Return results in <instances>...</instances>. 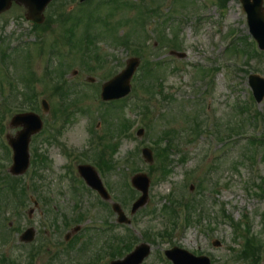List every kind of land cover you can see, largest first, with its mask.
I'll return each instance as SVG.
<instances>
[{
	"label": "rangeland",
	"instance_id": "obj_1",
	"mask_svg": "<svg viewBox=\"0 0 264 264\" xmlns=\"http://www.w3.org/2000/svg\"><path fill=\"white\" fill-rule=\"evenodd\" d=\"M102 1L105 0H93L90 5L81 9L77 0H57L51 3L45 11L47 24L44 33L40 34L42 38L30 32L31 23L27 22L26 10L23 7L13 6L0 16V67L3 68L2 64L8 66L16 83L12 87L8 84L7 77L3 73L0 75V81H5L1 93L8 96V102L11 105L15 103L12 97L15 93L21 102L24 83L18 76L26 71V63L38 78H43L47 67H59L62 62L60 70L70 86L66 102L73 105L76 101L72 106L71 122L64 127L60 135L56 134L60 124H56L58 119L55 121L53 114L57 110L53 98H40L48 100L49 113H43L40 100L39 111L35 112L44 121V128L40 135L31 140L30 168L27 173L18 177L20 179L17 181V192L20 193L23 180L26 185L32 183L30 177L35 168L39 174L35 184L41 194L49 199L50 204L43 217L41 210H44V206L40 203L31 218L29 217V211L33 208L32 201L25 204V210L23 209L20 215L13 211L16 208L15 201L13 202V197L8 192L9 178L12 177L9 171L12 160L8 161L4 147L6 136H15L19 129L9 128L10 119L14 114H5L2 123L6 129L0 136V261L1 257H4L10 264H30V250L42 248L40 254L36 255L38 259L35 264H49L54 254H57V259L53 264H93L95 255L102 250V244L104 246L105 236L112 238L115 237L113 235L125 233L124 228L116 223V217L110 213L109 207L102 205L94 193L86 190L87 187L78 184V196L73 193L74 183L67 170L71 165L72 174L76 176V168L82 163L64 155L66 148L75 155L91 152V136L95 135L100 140L98 135L105 134L107 122L118 121L124 114L116 115L114 110L100 105V90L103 83L125 67L129 58L135 57L132 52L111 46L112 36L107 35L103 40L99 38L102 42L99 45L101 54L109 56L107 63L101 66L95 59H89V66H84L79 62L81 55L74 51L72 54L66 53L69 50L67 46H62L61 42L65 29L71 30L77 22L69 23L63 29L64 24L58 21V13L77 11L73 14L78 20L82 19L83 23L87 21V17L96 21L100 18V8L96 7ZM156 1L159 4L163 0H147L142 6L151 9ZM125 3L123 1L121 7ZM163 5L168 11L165 16L169 20L153 17L156 21L154 23L157 30L166 31L163 34L169 42L173 40V44L153 52L149 49L146 57L155 61L158 58V61L166 62L168 66L166 65L167 72L156 71V78H149L147 82L154 85L156 94L164 93L167 99L161 94L156 102L152 103L153 107L149 113L151 130L149 129L148 133L145 129L141 137L137 136L141 119V114L138 113L144 112L143 105L146 106V103L138 101L139 104L136 97L129 100L128 107L124 109L127 120H124L121 127L136 121V128L132 136L122 137L112 153L108 152V160L112 158L113 166L105 178L100 176L104 183L108 182L115 196L123 203L119 201L127 216H130L131 205L140 194L136 192L135 195L127 188L126 176H134L133 169L137 168L151 179L149 202L133 217L135 222L131 226L137 244L144 242L142 232L156 240L154 244H150L152 252L144 264H167L159 259V255L173 245L195 256L204 255L210 259L211 264H254L258 258L259 245L264 244V162L260 152L257 157L253 155L255 162L251 164L253 151L249 142L245 141V136L259 137L264 133V121H259L253 126L245 123L244 138L229 141L225 135H233L232 130L248 116V113L240 112L237 107L247 105L251 99L249 76L257 74L264 78V54L260 58L261 61H258V58L251 55L244 56L234 52L237 47L238 50H247L248 54H251L242 41H236L234 46H230L231 40L249 37L246 16L236 0L228 1L224 10L215 4L214 0H164ZM101 9L103 14L107 13L103 7ZM132 10L124 8L111 18L102 15L108 22L104 29L113 35L139 33V25H136V22L144 17L145 12L141 8ZM125 19L128 20L127 24H124ZM82 25L79 27L78 24L79 28L73 33V42L80 41L85 44L84 42L88 41L91 44V54L97 55L98 51L92 47L91 41L94 35L84 33L88 26ZM69 26H72L71 29ZM162 26L163 29L160 28ZM95 31L100 32V29ZM233 31L237 32L234 33L236 36L232 35L227 39ZM173 33H179L180 36L173 38ZM43 41H46L43 46L45 54L41 56L40 50L31 48L29 53L32 55L26 60V45L30 46L33 42L40 45ZM247 41L250 43V40ZM56 42L60 43L63 58L51 55V61L48 63L45 55H48L50 45ZM153 44L158 46L157 42L153 41ZM174 44L179 49L173 52L183 54L184 58L170 54V46ZM16 47L22 50L21 55L14 52ZM2 50L7 54L1 56ZM142 63L141 59V66ZM140 68L135 78L140 75ZM214 69L218 70L213 75L208 74V71ZM90 77L95 79L94 83L88 81ZM159 81L162 88L155 84ZM40 84L36 87L41 91L43 87ZM132 84L134 85V79ZM141 84L139 79L136 92L144 98L146 90ZM132 95L133 89L128 98ZM115 106L121 108L123 104ZM256 108L264 114V100L256 105ZM202 110H206V114H203ZM118 123L119 121L115 125L111 123L109 131ZM96 124L94 130L98 131V135L94 131L89 132V128ZM254 126H257L256 130ZM198 127L202 130L200 137ZM120 131L112 134L107 143L113 144L112 140L120 135ZM222 136L226 144L219 141ZM157 138L166 140L164 148L168 149L169 157L161 169L155 158L153 168H150L148 173L149 165L144 162L141 150L153 146ZM33 149H36L39 155L37 160L45 155L47 162L38 160L35 164ZM30 196L35 199L31 191ZM133 198L134 201L129 205ZM190 198L196 203L192 208ZM184 203L189 208L190 226L181 232H175L171 241L162 240L157 235L172 229L176 220L173 211L176 212L178 205ZM78 213L85 216L80 224L81 230L76 235L72 234L67 242L65 237L73 227L64 225L65 217L70 219ZM44 219H47L46 222ZM6 225L14 228L16 234H12L14 241L11 245L1 248L3 240L9 237ZM30 227L36 231L35 241L22 246L19 237ZM101 228L106 229L104 236L101 231H96ZM215 242H219L220 246L215 247ZM243 252H247L248 258L240 257ZM259 264H264V258L260 259Z\"/></svg>",
	"mask_w": 264,
	"mask_h": 264
},
{
	"label": "water",
	"instance_id": "obj_2",
	"mask_svg": "<svg viewBox=\"0 0 264 264\" xmlns=\"http://www.w3.org/2000/svg\"><path fill=\"white\" fill-rule=\"evenodd\" d=\"M24 5L28 9V19L41 24L44 21L43 13L52 0H0V14L7 11L12 2ZM85 1V0H82ZM246 4L249 14V24L253 35L258 39L260 46L264 49V10L262 8V0H241ZM139 66V60L133 59L129 62L128 68L120 76L116 77L111 82L104 85L102 98L105 101L116 100L127 96L130 93V80ZM256 79L258 84H264V80L258 77ZM258 84L253 85L254 88ZM258 94V88H256ZM258 101L264 97V91L257 95ZM45 112L49 111V106L44 103ZM12 127H22V130L14 138H9V143L14 149L15 153V166L13 167V174L20 175L26 171L29 165V143L31 137L38 134L43 127V123L39 116L35 114H23L16 116L11 124ZM145 159L152 163V155L149 150L144 152ZM80 173L86 183L94 190L100 192L101 196L108 200L109 197L102 187L98 175L91 167H80ZM134 187L142 193L141 198L134 204L132 214L136 213L139 209L143 208L148 202V190L150 180L145 175H138L133 178ZM114 211L119 215V223H127L124 213L118 204L113 205ZM35 232L33 229L27 230L21 240L30 243L34 240ZM150 253V247L142 245L138 247L134 253L129 255L123 261H116L113 264H142ZM167 257L172 260L174 264H210L207 258H194L185 251L174 249L166 253Z\"/></svg>",
	"mask_w": 264,
	"mask_h": 264
},
{
	"label": "trees",
	"instance_id": "obj_3",
	"mask_svg": "<svg viewBox=\"0 0 264 264\" xmlns=\"http://www.w3.org/2000/svg\"><path fill=\"white\" fill-rule=\"evenodd\" d=\"M160 41H161V43H163V40H162L161 38H160ZM151 76L153 77V79L156 78V75H151ZM63 94H64L65 96H67V95H68V92H64ZM32 97H33V96H31V97H26V98H27L28 101H30V100H32ZM161 141H164V139L162 138ZM161 141H159V142H161ZM159 142H157L158 144H156V145H157V148H158V149L156 150V152H157V157L161 160V162H160V166L163 167V166H164V162H165V160L169 157V153H168V149L162 147V143H159ZM112 149H113V148H112ZM96 157L100 160L101 163H103V164L106 165V163L103 161V155H102V154H97ZM118 241H119V243H121L120 240H118ZM122 243H124V245L127 246V243H125V242H122ZM124 245H123V246H124ZM249 245H250V244H249ZM124 248H125V247H124ZM121 249H122V248H121L120 246H118L117 248H114V249H113V250H114V254H118V253L122 252ZM125 250H126V252H129V247H128V249L125 248ZM125 250H123V251H125ZM246 250H247V249H246ZM242 255H243L244 258H248V254H247V252H243ZM113 256H114V255H113ZM0 264H1V262H0ZM2 264H10V263L8 262V260L3 259Z\"/></svg>",
	"mask_w": 264,
	"mask_h": 264
}]
</instances>
